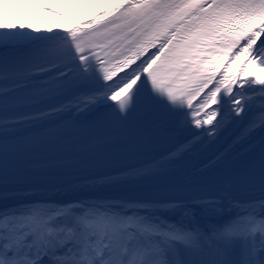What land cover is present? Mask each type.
<instances>
[{
	"label": "snow or ice",
	"instance_id": "1",
	"mask_svg": "<svg viewBox=\"0 0 264 264\" xmlns=\"http://www.w3.org/2000/svg\"><path fill=\"white\" fill-rule=\"evenodd\" d=\"M257 69L264 0H121L63 31L0 25V264H264V149L222 186L167 182L178 159L224 160L264 134ZM21 159L57 180L9 187Z\"/></svg>",
	"mask_w": 264,
	"mask_h": 264
},
{
	"label": "bare ground",
	"instance_id": "2",
	"mask_svg": "<svg viewBox=\"0 0 264 264\" xmlns=\"http://www.w3.org/2000/svg\"><path fill=\"white\" fill-rule=\"evenodd\" d=\"M120 3L121 0H83L79 6L70 8L64 14L58 15L53 11H45L44 8L38 7L35 1H31L21 12L13 6L4 7L1 10L0 25L7 29H20L34 33L63 31L88 22L98 13L107 11ZM254 75L264 79V69H257ZM78 115L81 118L83 117L82 114L73 112L69 119ZM262 135L264 134L257 130L249 144H246L238 152L224 160H217L219 152L216 151V148H202L182 159H178L168 170L167 182L183 186H222L226 178L232 175L235 169L258 157L261 150L264 149L261 142ZM229 143L231 142L229 141ZM217 148H219L218 145ZM220 151H223V149H220ZM135 191L141 190L136 189ZM89 194L91 193H82V195ZM102 194L119 196L125 194V190H109Z\"/></svg>",
	"mask_w": 264,
	"mask_h": 264
},
{
	"label": "rangeland",
	"instance_id": "3",
	"mask_svg": "<svg viewBox=\"0 0 264 264\" xmlns=\"http://www.w3.org/2000/svg\"><path fill=\"white\" fill-rule=\"evenodd\" d=\"M31 1H35L40 8L45 9V7H47L55 14L61 15L64 14L68 9L79 6L83 0H8V3L0 7V21L2 15L1 10L4 7L13 6L21 12Z\"/></svg>",
	"mask_w": 264,
	"mask_h": 264
}]
</instances>
